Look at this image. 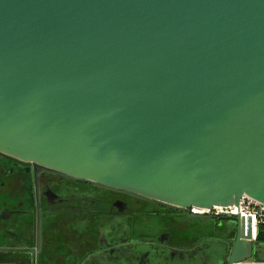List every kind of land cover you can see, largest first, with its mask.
I'll use <instances>...</instances> for the list:
<instances>
[{
	"label": "water",
	"instance_id": "95a60500",
	"mask_svg": "<svg viewBox=\"0 0 264 264\" xmlns=\"http://www.w3.org/2000/svg\"><path fill=\"white\" fill-rule=\"evenodd\" d=\"M0 153L183 211L264 204V0H0ZM222 219L228 241L129 260L253 264Z\"/></svg>",
	"mask_w": 264,
	"mask_h": 264
},
{
	"label": "flooded vegetation",
	"instance_id": "af4514ba",
	"mask_svg": "<svg viewBox=\"0 0 264 264\" xmlns=\"http://www.w3.org/2000/svg\"><path fill=\"white\" fill-rule=\"evenodd\" d=\"M186 213L0 153V264H120L115 250L129 260L142 249H194L211 234L234 236L228 221L203 232L204 219Z\"/></svg>",
	"mask_w": 264,
	"mask_h": 264
},
{
	"label": "built area",
	"instance_id": "2783aa9c",
	"mask_svg": "<svg viewBox=\"0 0 264 264\" xmlns=\"http://www.w3.org/2000/svg\"><path fill=\"white\" fill-rule=\"evenodd\" d=\"M186 212L194 217H199L201 219L213 218L222 219L225 216H239V218L245 219V222L249 219L251 224V241L257 245L254 249V260H248L247 263H264V252L258 248L259 244L257 242L258 228L259 226H264V204L259 203L249 197L243 196L238 205L220 207L214 206L211 209H202L191 207ZM228 221V220H226Z\"/></svg>",
	"mask_w": 264,
	"mask_h": 264
},
{
	"label": "rangeland",
	"instance_id": "374dc122",
	"mask_svg": "<svg viewBox=\"0 0 264 264\" xmlns=\"http://www.w3.org/2000/svg\"><path fill=\"white\" fill-rule=\"evenodd\" d=\"M226 223V220H221V219H212V220H207L204 219L201 223H198V227L204 232H208L212 230L215 227H221L223 224ZM259 249H261L264 252V245H259ZM254 260V258L252 259Z\"/></svg>",
	"mask_w": 264,
	"mask_h": 264
},
{
	"label": "trees",
	"instance_id": "16d2710c",
	"mask_svg": "<svg viewBox=\"0 0 264 264\" xmlns=\"http://www.w3.org/2000/svg\"><path fill=\"white\" fill-rule=\"evenodd\" d=\"M209 236H211V235H209ZM257 242L259 244H264V226H259V228H258Z\"/></svg>",
	"mask_w": 264,
	"mask_h": 264
},
{
	"label": "crops",
	"instance_id": "0c3cea01",
	"mask_svg": "<svg viewBox=\"0 0 264 264\" xmlns=\"http://www.w3.org/2000/svg\"><path fill=\"white\" fill-rule=\"evenodd\" d=\"M264 262V261H263Z\"/></svg>",
	"mask_w": 264,
	"mask_h": 264
}]
</instances>
